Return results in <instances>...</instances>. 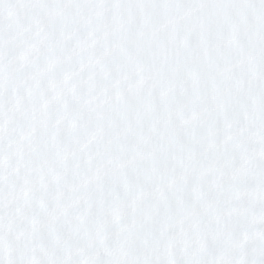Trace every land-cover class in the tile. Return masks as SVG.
Listing matches in <instances>:
<instances>
[{
  "label": "snow or ice",
  "instance_id": "1",
  "mask_svg": "<svg viewBox=\"0 0 264 264\" xmlns=\"http://www.w3.org/2000/svg\"><path fill=\"white\" fill-rule=\"evenodd\" d=\"M0 264H264V0H0Z\"/></svg>",
  "mask_w": 264,
  "mask_h": 264
}]
</instances>
